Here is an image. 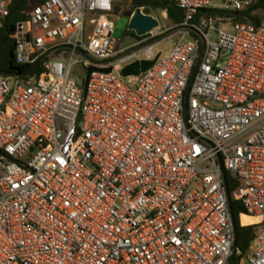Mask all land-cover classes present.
I'll return each instance as SVG.
<instances>
[{"label": "built area", "instance_id": "1", "mask_svg": "<svg viewBox=\"0 0 264 264\" xmlns=\"http://www.w3.org/2000/svg\"><path fill=\"white\" fill-rule=\"evenodd\" d=\"M117 1L45 0L10 36L42 70L0 75V264H264V19L194 21L255 0H174L183 21L159 54L160 24L119 50ZM74 68L93 69L87 85ZM226 173L260 218L247 254Z\"/></svg>", "mask_w": 264, "mask_h": 264}, {"label": "trees", "instance_id": "2", "mask_svg": "<svg viewBox=\"0 0 264 264\" xmlns=\"http://www.w3.org/2000/svg\"><path fill=\"white\" fill-rule=\"evenodd\" d=\"M28 1L31 5L28 7ZM45 0H11L10 15L0 28V75L12 79L19 75H34L41 72L40 63L35 66L18 65L14 56L15 42L11 39L17 22L25 21L28 18L29 10ZM144 9L150 14V11L166 12L168 21L173 29L179 30L181 27L184 11L179 8L174 0H132L131 12ZM121 9L115 5L114 14L117 16ZM124 10V9H123ZM236 24H246L258 27L264 19V0H255L254 3L242 12L228 13L204 8L199 11L195 18V23H199L202 18H214L217 16L230 15ZM176 30V31H177ZM227 182V191L231 196V212L234 219L235 233L237 237V246L247 254L255 237L256 226H241L240 214H246L241 202L233 199V192L239 186V182L230 173L225 174Z\"/></svg>", "mask_w": 264, "mask_h": 264}, {"label": "rangeland", "instance_id": "3", "mask_svg": "<svg viewBox=\"0 0 264 264\" xmlns=\"http://www.w3.org/2000/svg\"><path fill=\"white\" fill-rule=\"evenodd\" d=\"M131 2L132 0H118L117 1V6L124 9V10L121 9L119 14L114 18L115 30H114L113 38L116 41H120L119 50H129L133 45L137 44L141 39L138 35L135 34V32L130 31L128 29L129 19L127 15L132 13L131 12ZM27 4L29 7L31 5V2L28 1ZM133 13H135V11ZM143 13L146 14L147 12L144 10ZM149 13L150 14H146V15H151L159 21V24L162 26L163 30H165L164 35L168 31L173 29L170 22L168 21V16L165 12L150 11ZM177 35H178V30L174 31L172 34L168 36H164L163 42L159 46L155 47L156 53L157 54H159L160 52L166 53L167 51L172 49L173 44L178 37ZM72 72H73V76L77 78V80L80 83H83V84L85 83L88 71L82 73L77 68H74ZM82 75L83 77H81Z\"/></svg>", "mask_w": 264, "mask_h": 264}, {"label": "water", "instance_id": "4", "mask_svg": "<svg viewBox=\"0 0 264 264\" xmlns=\"http://www.w3.org/2000/svg\"><path fill=\"white\" fill-rule=\"evenodd\" d=\"M127 17L129 19L128 29L130 31L135 32V34L138 36H143L146 33L154 30L155 28H157L159 26V21L155 17H153L151 15H144L141 13L140 10H136L134 13V16L132 13H130L127 15ZM176 30L177 29H171L164 36H168ZM205 44H206L205 41H203L202 46H201V50H200V57L197 61L196 68L200 64V59L203 55V52L205 49ZM154 63H155V60L154 61L136 62V63L126 67L122 71V76L123 77L131 76V75L137 76L141 72H145L148 69H150L154 65ZM92 71H93L92 68L88 70V74H87V78H86V85L89 81V76H90ZM105 71L109 72L110 69H106ZM224 181H225V187L227 188L226 177H224ZM229 204L231 206V199L230 198H229ZM236 246H237V237H236Z\"/></svg>", "mask_w": 264, "mask_h": 264}, {"label": "crops", "instance_id": "5", "mask_svg": "<svg viewBox=\"0 0 264 264\" xmlns=\"http://www.w3.org/2000/svg\"><path fill=\"white\" fill-rule=\"evenodd\" d=\"M143 9V8H142ZM166 13V12H165ZM167 14V13H166ZM243 215H245L246 217L248 216V215H246V214H242V216ZM256 221H259V219H257V218H254V217H252V216H250V217H247V218H243V223L244 224H248V223H252V222H256ZM247 226H249V225H247Z\"/></svg>", "mask_w": 264, "mask_h": 264}, {"label": "bare ground", "instance_id": "6", "mask_svg": "<svg viewBox=\"0 0 264 264\" xmlns=\"http://www.w3.org/2000/svg\"><path fill=\"white\" fill-rule=\"evenodd\" d=\"M247 217H250V216H247ZM245 215H243L242 217H241V220H242V224L244 225V226H247V225H249V224H255V223H257V222H259L260 221V218H257V219H259V221H256V222H252V223H248V224H244L243 223V218H247Z\"/></svg>", "mask_w": 264, "mask_h": 264}]
</instances>
